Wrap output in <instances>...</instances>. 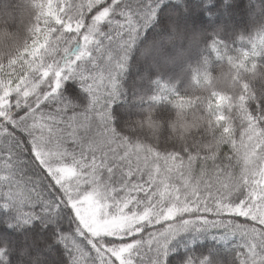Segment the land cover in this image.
I'll list each match as a JSON object with an SVG mask.
<instances>
[{
  "label": "snow or ice",
  "instance_id": "1",
  "mask_svg": "<svg viewBox=\"0 0 264 264\" xmlns=\"http://www.w3.org/2000/svg\"><path fill=\"white\" fill-rule=\"evenodd\" d=\"M238 7L0 0V264H264V23ZM149 32L175 75L125 118Z\"/></svg>",
  "mask_w": 264,
  "mask_h": 264
},
{
  "label": "trees",
  "instance_id": "2",
  "mask_svg": "<svg viewBox=\"0 0 264 264\" xmlns=\"http://www.w3.org/2000/svg\"><path fill=\"white\" fill-rule=\"evenodd\" d=\"M236 3L239 7L235 17L243 22L240 25L242 31H251L256 25L264 23V0H236ZM153 39V34L149 32L132 53L124 78V86L128 91V104L117 105L114 109L117 114L125 118L138 115L139 109L145 106L133 102V97L145 91L152 92L154 85L150 83L151 80L158 78L161 81H169L175 75V70L161 61L160 53L152 45ZM154 65L160 66L159 73L155 71Z\"/></svg>",
  "mask_w": 264,
  "mask_h": 264
}]
</instances>
